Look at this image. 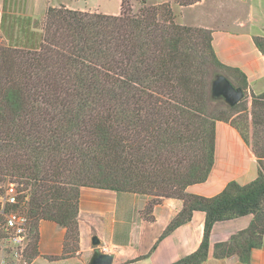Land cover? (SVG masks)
I'll return each mask as SVG.
<instances>
[{
	"label": "trees",
	"instance_id": "1",
	"mask_svg": "<svg viewBox=\"0 0 264 264\" xmlns=\"http://www.w3.org/2000/svg\"><path fill=\"white\" fill-rule=\"evenodd\" d=\"M41 28L38 50L0 44V180L28 197L26 260L39 256L42 220L65 230L62 255L46 259L76 253L80 190L90 188L147 198L148 222L156 205L180 201L161 237L204 213L198 249L173 264H203L213 225L250 215L212 253L248 264L264 238V92H249L245 74L219 61L211 31L179 25L169 3L144 0L137 10L121 0L117 15L49 7ZM253 42L264 58V34ZM220 75L245 92L234 107L212 97ZM218 122L236 131L256 178L209 198L187 194L215 165Z\"/></svg>",
	"mask_w": 264,
	"mask_h": 264
},
{
	"label": "crops",
	"instance_id": "2",
	"mask_svg": "<svg viewBox=\"0 0 264 264\" xmlns=\"http://www.w3.org/2000/svg\"><path fill=\"white\" fill-rule=\"evenodd\" d=\"M207 0L182 8L196 19L182 24L211 31L212 45L219 61L241 70L247 79L249 92H264V58L255 47L253 38L264 34V0H225L231 13L227 19L221 12L201 13ZM25 6L15 0H0V44L20 49L38 50L42 42L41 24L49 7H65L50 0H31ZM200 9V10H199ZM220 13V14H219ZM8 19L10 22H8ZM3 26L5 30H3ZM29 31L38 36V45H19L17 33ZM215 165L208 179L190 186V195L213 197L235 181L240 185L256 178V161L234 129L224 123L215 127ZM148 199L130 193L82 188L79 195L78 248L74 255L50 261L63 253L65 230L51 221L39 223V256L29 264H88L95 248L113 256L112 264H173L195 252L202 240L205 215L194 212L191 220L168 235L161 237L180 208L181 202L169 199L153 208V222L145 221L141 210ZM252 216L216 222L210 233L209 257L203 264H244L237 258L216 259L213 246L229 241L231 236L248 228ZM93 238L99 241L93 246ZM248 264H264V238L254 249Z\"/></svg>",
	"mask_w": 264,
	"mask_h": 264
},
{
	"label": "built area",
	"instance_id": "3",
	"mask_svg": "<svg viewBox=\"0 0 264 264\" xmlns=\"http://www.w3.org/2000/svg\"><path fill=\"white\" fill-rule=\"evenodd\" d=\"M22 195L17 184L0 180V264H29V218L23 212L28 197Z\"/></svg>",
	"mask_w": 264,
	"mask_h": 264
},
{
	"label": "rangeland",
	"instance_id": "4",
	"mask_svg": "<svg viewBox=\"0 0 264 264\" xmlns=\"http://www.w3.org/2000/svg\"><path fill=\"white\" fill-rule=\"evenodd\" d=\"M10 2H14L15 0H7ZM22 4V7L25 6L24 3L29 5L31 0H17ZM128 1L134 10L139 8V2L141 0H125ZM147 5H158L163 3H169L173 12L174 22L182 25L186 23H190L191 21L196 19V16L191 11H182L184 7L177 6L173 0H144ZM51 3L57 5L60 3L62 5H68L70 10H78L87 13H104L110 15H117L120 11L121 0H50ZM226 1L225 0H207L205 3L204 10L198 11L201 13H212L214 12H221L227 19L230 17L231 13L226 8ZM209 14V13H208ZM220 14V13H219ZM8 22L10 20L8 19ZM42 25V24H41ZM188 26V25H182ZM190 27V26H188ZM3 30L5 27L3 26ZM19 45H32L33 47H37L38 45V36L31 33L29 29L27 31H21L17 34ZM249 92L247 91V96ZM246 97L244 92V97Z\"/></svg>",
	"mask_w": 264,
	"mask_h": 264
},
{
	"label": "water",
	"instance_id": "5",
	"mask_svg": "<svg viewBox=\"0 0 264 264\" xmlns=\"http://www.w3.org/2000/svg\"><path fill=\"white\" fill-rule=\"evenodd\" d=\"M211 94L215 99H222L229 107L237 105L244 97V91L232 85L224 76H218L211 85ZM93 246H98L99 241L93 238ZM113 256L95 248L93 256L88 264H112Z\"/></svg>",
	"mask_w": 264,
	"mask_h": 264
}]
</instances>
